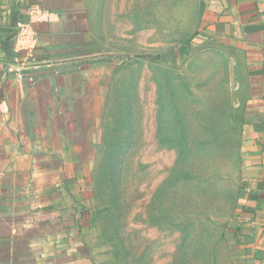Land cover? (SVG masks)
Returning <instances> with one entry per match:
<instances>
[{"label": "rangeland", "instance_id": "obj_1", "mask_svg": "<svg viewBox=\"0 0 264 264\" xmlns=\"http://www.w3.org/2000/svg\"><path fill=\"white\" fill-rule=\"evenodd\" d=\"M87 2L113 68L91 165L77 167L82 252L95 264H237L227 70L193 42L197 0Z\"/></svg>", "mask_w": 264, "mask_h": 264}, {"label": "crops", "instance_id": "obj_2", "mask_svg": "<svg viewBox=\"0 0 264 264\" xmlns=\"http://www.w3.org/2000/svg\"><path fill=\"white\" fill-rule=\"evenodd\" d=\"M197 3L193 42L225 64L237 138L234 261L264 264V0ZM88 10L87 0H0V264H95L80 248L77 167L91 165L83 151L102 126L113 64L91 40ZM18 21L38 35L22 75Z\"/></svg>", "mask_w": 264, "mask_h": 264}, {"label": "built area", "instance_id": "obj_3", "mask_svg": "<svg viewBox=\"0 0 264 264\" xmlns=\"http://www.w3.org/2000/svg\"><path fill=\"white\" fill-rule=\"evenodd\" d=\"M33 10L31 8L30 12ZM14 32V50L21 55V60L13 65V70L18 75H22L38 45V35L32 23L23 21L16 22ZM28 79L33 82L35 78L29 75Z\"/></svg>", "mask_w": 264, "mask_h": 264}]
</instances>
